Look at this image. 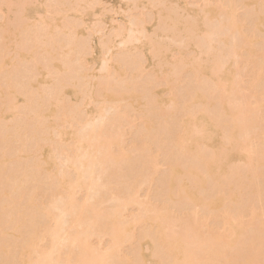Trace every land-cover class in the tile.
I'll return each instance as SVG.
<instances>
[{"label": "rangeland", "instance_id": "1", "mask_svg": "<svg viewBox=\"0 0 264 264\" xmlns=\"http://www.w3.org/2000/svg\"><path fill=\"white\" fill-rule=\"evenodd\" d=\"M129 1L137 2L138 0ZM245 1L246 0H184L187 10H191L193 13L208 15L205 23L207 24L206 26H208L206 28L208 30V34H205V38V35H201L200 32H192L190 38V36L187 37L186 33L182 32L178 35L165 39L172 47V56H170L171 59L166 63V65H164L165 71L158 75H154L151 73L150 69H146L144 67V64L143 67H141V73L139 72V75L142 74V78L135 79L133 81V83L139 84L137 92L141 94V98L137 101L138 109H129L128 101L117 102L118 104L111 101L104 106L103 111L106 112V115L104 112L103 114L105 117L100 116L99 118L88 119L87 114L89 108L85 104L80 107L79 112L77 111L78 116L75 118L72 114L66 112L61 119L56 120L54 125L50 127L53 140L47 142L41 141L39 143V149L37 150L25 152L21 150L12 153L4 150V144L0 142V162H2L0 163V166L4 171H8V169L11 171L15 170L18 168V165L25 166L27 167L26 169H28L31 165L38 161L41 150H44L45 148H53L54 153L53 160L49 161V166L43 165L44 162L42 163L43 167L39 169L41 176L39 182L35 184L30 182L28 186L24 188V192L26 194L33 188L31 195L34 196L29 201H24L22 203L24 204V214L22 215V219L14 220L10 222L11 224L5 225L2 220L3 218L0 217V253H2L0 256V264H25V261L30 259V261L33 260L32 262H39L44 259L46 251L50 252L52 249H55L57 253L54 258L55 260L57 257H61L58 258L59 261L61 259V261H63L60 263L69 264L68 261L70 260V264H80L81 261L79 258L81 255L79 254L81 253L79 250L81 251V247L77 248L76 246H81V244L79 245L78 242L74 243L73 241V235L76 231L80 232V230L81 233H88L86 234L88 237L85 236L84 233L82 234V237L84 236L83 239L88 238L87 240H89L88 244L90 245V249L92 248V250L97 251L99 255L102 256L105 254L108 255V252L109 254L114 253L110 254L111 257H109L110 255H106V257L110 259H107L108 264H146L150 260L148 257H152L154 260H157L158 258L160 261L162 257L165 258L167 255L165 253L166 251L161 248L164 243L169 245L168 251L173 252L168 237L175 235L184 236L185 240L191 246L192 244L194 245L195 248L192 249L193 246L191 247V250H193L192 252L195 250V254L193 253V255H196L193 264H264V73L261 76L262 68L264 72V62L262 59L264 54V0H250L253 7H246ZM106 3L112 5L115 4V0H106L105 4ZM109 4L108 6H110ZM255 7L259 8L256 9ZM220 10H222L223 13L218 14ZM227 10H231V13H233L235 18L238 20V28L235 29L234 32H231L232 30H230V28H226L231 18V16L227 13ZM256 11L259 12V14L257 13L259 16L255 15ZM170 13L173 17L172 14L177 13L176 9H174V13L173 10ZM47 15L53 16L54 10L50 9ZM155 15L156 14L153 12L152 8L137 7L125 13V21L129 22V26L132 28L133 25L138 23H154V21H156L154 18ZM260 15L263 17L259 27L257 24L259 18L256 19V17H261ZM176 17L178 19L179 13L176 14ZM188 17L189 16H186L184 19H188L187 21H189V18L192 19V17ZM171 19L173 20L174 18H170V20ZM177 19L174 20L176 21ZM103 20H105V18H103ZM192 20H190L191 24H194L195 20ZM126 22L124 23L126 24ZM188 23L190 22H187V24ZM125 24L122 23V26ZM106 25L108 27L110 26L109 23H106ZM157 29L158 27L148 34L145 33V35L147 34L146 36L156 43L162 41L161 44L159 43L160 45L157 43L159 46H162L164 39H161L160 37L157 38ZM164 29L165 32L168 30L166 28H163V30ZM224 36H226L225 39ZM189 39H191V42L188 41ZM192 39L194 41H192ZM207 39L209 41L211 40L210 44L208 43L209 41L207 42ZM192 42H194V45L198 46L200 49V51L198 48L195 50L199 51L200 55L203 52L205 54L207 53L208 56L204 55V57H208L210 59L212 58L211 56L214 57L215 55L216 57H214V61L216 63L221 61V64L223 63L226 67V64H229V62H234L232 66L235 69V87L230 100L233 101L231 104H234V108L238 110L242 107H246L247 109L249 108L247 111H250V113L252 112L251 116L257 118L253 127H251L253 124L251 123L253 122V118L249 119L250 128L247 129L245 133L241 134L240 137L241 141H246L244 144L247 149V155L250 156V163H254L256 166L251 172H249L248 167L244 166L246 163H243V168H240V170L238 169L237 172L234 170L237 161H229L230 163L228 164L227 169L223 171L222 177L220 176L221 179L224 178L223 180L225 182L223 180V182L221 180L220 181L222 182L221 186L225 189H222L221 186L217 191L216 189H213V184L216 182L208 180L210 176H207L208 179L206 178V187L201 184H197L194 180L189 181V187L191 194L194 197V201L188 198L185 199L184 197H182L184 200L177 198L180 201H177V199L174 201V199L169 196L174 195L177 197L179 184L181 182V178L183 177L178 176L176 179H173L175 184L171 187V172L169 173L171 166L183 165L186 167L189 166V163L195 164L196 159L193 156V158L191 157V159H195L193 160V163L189 157H186V155L184 157L183 153L181 154L183 156H178L181 152L176 150L177 147H175L176 145L172 142V140L174 141L177 138L175 135L179 132L178 127L181 126V121L186 115H188V113L190 115L191 113L193 114V112H198L201 109L206 108L202 103H196L188 110H186L187 108L185 107L187 102L192 104V97L193 94H195L193 91L197 88V86H199L192 75L194 72L185 66L182 59V56L191 59V57L193 58L196 54H198V52L196 53L193 50L190 51L188 45ZM211 42L214 43L211 45ZM11 45L12 44H7L6 47V50H8L9 53L7 54V52H4L2 55L9 57L12 50H14ZM214 45L217 48L216 51V48L214 49ZM122 47L125 48L123 45L120 48ZM209 47L213 48L210 50H213L215 54L208 52ZM235 50L238 51L239 54ZM234 51L239 56H234ZM136 53L137 55L139 54V52H135V54ZM137 58H140V56ZM121 63L122 65L120 66V70L123 71V77L120 78L122 75L119 72L116 76L110 78L109 87H111V91L115 90L114 87L116 88L114 85L116 80L128 79V72H124L123 69V65H125V63L122 60ZM223 64L222 66H224ZM27 65L29 66V64ZM9 69L10 65L3 64L2 61L0 62V107L3 105L9 91L6 83L8 81L13 82L12 77L9 75ZM93 69L94 65L85 61V68L83 70L91 72ZM172 72H174V78L172 80V86H169L170 84L167 81V74L172 75ZM16 78L17 77H15V79ZM143 80L150 81L152 84L142 85ZM205 83L206 80L204 81V85ZM210 85L208 84L205 89L208 90ZM155 87L160 89L162 94L155 96ZM172 87H174V90ZM206 92L205 94L208 95V91ZM102 93L103 88H100L97 96L100 97ZM150 96H153L157 101L154 99L155 106L151 105V107L148 108L149 101H147V98ZM173 98L174 101H172ZM201 104L204 107H201ZM23 105L24 102L15 104L16 109L19 111L14 113V116L18 119V121H22L25 118L24 114L19 109ZM215 105H218V107ZM92 106H95L93 100ZM207 108L208 110L206 111L208 112L207 114H209L208 116L211 115V118L218 117L217 115L219 114H217V112L219 111V104H214V106H209ZM8 111L9 110L7 109L6 112L8 113ZM5 114L0 116V118L4 119ZM213 114L215 115L213 116ZM224 118L225 117H223V120ZM223 120L220 118V128L225 126L224 124L226 121L222 122ZM225 120H227V117ZM32 122L35 123L34 120ZM92 127H96L95 130L97 129V132L98 130L103 129V132L107 131L112 134V149L114 158L103 168L101 167V164L97 163L95 165L96 167L94 166V168L97 169H93L92 173L89 172L87 175L86 173H83V170L79 169V166L73 167V163H69L78 157L77 154L80 156L82 153L79 149L80 145L78 143L79 141H77L78 139H74L71 142L67 141L68 144L70 143L68 145L65 142L66 139L61 136V130L67 129L73 131L74 129L75 131H78L79 136H82L86 129L85 134L89 133L91 129L93 130ZM226 129H224V133L226 132ZM60 144H63L64 147H62V145L60 146ZM13 147L15 148V145H13ZM77 150H79L80 153L76 152ZM191 150V148H186V152H188V154H192ZM71 155L76 158H73ZM69 156L72 157V161H69ZM257 156L261 158L260 161H262V163L257 161ZM187 160L190 162L186 164V162H188ZM69 164L73 168L69 167ZM16 165L17 167L15 168ZM75 167L78 168L76 169ZM79 172L81 174L83 173V184L85 185L86 182L87 185L89 184L87 187L80 184V187L77 186L78 188L76 187V191L74 190L73 192L75 193V195L73 194L76 197L75 200H77L76 207H80V210H82L84 209L83 204H85V206H88H86L84 210L88 209V207L90 209L83 212L84 215H88L87 218H90H88V221H85L87 219L86 217L84 218V215H82L84 225L82 222L77 223L75 221L81 211L79 208L76 209L75 206L70 207L68 204L69 192L62 188H55L52 185L54 183L56 184V181L62 179L65 175V177L69 178L71 181H78L77 175H79ZM92 176H94V178ZM211 181L213 183H211ZM230 182L234 187L233 189L228 188ZM223 184H225V186ZM102 185L105 187L102 188ZM207 185L209 187H207ZM226 186L228 187L226 188ZM214 188L216 187L214 186ZM239 188L241 191L244 190L242 192L243 194L239 191ZM208 190H211V195L214 193V196H223L217 202L216 208H214L215 210L210 209L212 207H208L209 205H206V207V203L203 204L202 202H198L196 200V197H199L202 193L203 197L209 196V199L210 197L213 198V195L212 197L208 194ZM5 191L6 190L0 191V203H2L1 201H3V199L8 198V196L4 195ZM239 192L243 195V197L240 196V194L238 195ZM232 196H235L234 199ZM64 205L71 208L70 211H72L73 208V211L78 213L76 210H79L77 215L73 211V214L71 213L73 216L76 215L75 220L72 219L74 217L70 215L69 212H65ZM90 206H93L96 210L99 209L101 212L98 220H96L97 218L92 212L94 209L92 208L93 210H91ZM95 206L97 207L95 208ZM119 206H121V208H118ZM116 207L118 208V211L115 210ZM48 208L50 211H53V213L55 212L58 214L56 216V220L59 216L60 219L57 221L51 220L47 223L43 222L46 217H44V219L39 218V215L40 217H43L45 215L43 212L46 213ZM119 210L121 212L120 215L117 214ZM34 211H37V213ZM29 213H32V216ZM231 213L240 214L237 216L234 214V216L238 218L235 223L233 220L231 221ZM33 214H38V216H34ZM113 215L117 218L115 217L116 219H114V217H112ZM68 216L71 218H66ZM30 217H38V219H40L37 221L38 227L36 234L30 240L31 247H25L22 251L23 253H19L20 256H18V259L11 262L9 260V256L4 252L11 250V255L14 254L13 251L15 250L16 244L19 243L18 241H21V239L15 235L20 232L25 237L27 236L28 228L31 226L27 227L28 225L26 222L31 220ZM38 219L36 218V220ZM61 219L62 222L65 223V227H63L64 224L61 222ZM150 219L152 221H150ZM116 220L120 226L121 224L123 227L128 226L127 232L124 233V235H121L118 239H115V242L119 240V245L114 242L112 233L115 228L113 223ZM58 221H60V223L57 224ZM19 222H22L23 225L20 226ZM29 223L31 224V222ZM57 225H62V231ZM73 225L75 226L72 227ZM82 226L85 227L83 228ZM234 226H237V228L240 226V236H233ZM46 227L48 228V232L46 231L47 233L45 232ZM71 227L75 230L71 231ZM88 227L90 229H87ZM148 229L154 234L149 232ZM88 230H90V232ZM145 231H148V233H145ZM51 232L52 234H50ZM69 233H71V237L68 235L70 238H67L66 236ZM58 234H60L61 237H58ZM147 234H150L152 239L150 240L149 236L148 243L146 240L147 237L145 236ZM62 239L65 240L61 241ZM69 240L73 242V245ZM66 241L70 242L71 245ZM56 242L59 244L62 243L63 248ZM63 242H66V244ZM142 242H146V244H148L145 247L146 249L142 246L145 245L142 244ZM149 243H151V245H149ZM52 244H55L54 246L58 245L61 248L60 251L63 249V252L59 251V247L54 248L53 246L52 248ZM142 248L145 250H142ZM140 250H142V252ZM144 251L146 252L144 253ZM161 251H164L162 252L164 255ZM59 252L62 255L59 254ZM143 254L144 258L149 259L148 261L142 258ZM166 258L168 259L164 260L168 263L171 260L169 259V254ZM164 260L162 259V261ZM55 263L56 262H52L51 264ZM163 264L165 263L163 262ZM173 264H175V262Z\"/></svg>", "mask_w": 264, "mask_h": 264}, {"label": "bare ground", "instance_id": "2", "mask_svg": "<svg viewBox=\"0 0 264 264\" xmlns=\"http://www.w3.org/2000/svg\"><path fill=\"white\" fill-rule=\"evenodd\" d=\"M105 1L106 0H0V62L2 61L3 64L10 65L9 75L13 80V82L8 81L6 83L9 91L6 95L5 101L3 102V107H0V116H3L6 113L4 119L0 118V142L4 144V150L13 153L21 150L25 152L39 149V143L41 141L47 142L53 140L50 127L54 125L56 120L61 119V117L66 112H69V114H72L75 118L76 116H78L77 113L79 112L80 107L85 104L89 108L87 114L88 119L99 118L100 116L105 117L106 112L103 111L104 106L111 101H113V103L115 102L116 104H118L117 102L128 101L129 109H138L137 101H139V99L141 98V94L137 92L139 84L133 83V81L135 79L142 78V74L139 75V72L141 73V67H143L144 64V67L146 69H150L151 73L154 75H158L161 72L165 71L164 65H166V63L170 61V56H172V47L170 44H168V41L166 42L165 39L178 35L182 32L186 33L187 37L192 35V32H200L201 35L208 34V30L206 29L208 26H206L207 24H205L208 15L193 13V11L187 10L184 0H138L137 2L129 0H115V4L112 5H110V1V4H105ZM108 4L110 6H108ZM245 5L246 7H253V4L250 0H246ZM137 7L152 8L153 12L156 14L154 17L156 21L150 24L138 23L136 25H133V27L131 28L129 26L130 23L125 21V13ZM255 8L257 9L259 7ZM50 9L54 10L53 16L47 15ZM174 9H176L177 13H174ZM172 10L175 14H172L173 17L170 13ZM257 11L255 15L259 16V12ZM178 13L179 17L177 19L176 14ZM221 13H223L222 10H220L218 14ZM227 13L231 16V18L226 28H230V30H232L231 32H234L235 29L238 28V20L237 18H235L233 13H231V10H227ZM186 16L192 17V19L195 20V25L193 23L191 24V18L188 17L189 21H187L188 19H184V17ZM262 17L263 16L256 17V19L259 18L257 22L259 27L260 22H262ZM103 18H105V20H103ZM170 18L177 19V22L174 19V21L172 19L170 20ZM124 22H126V24ZM187 22L190 23L187 24ZM106 23H109L110 26L108 27ZM122 23L125 25L122 26ZM157 27V38L160 37L161 39H164L162 46H159L162 41L157 42L158 44L160 43L158 45L156 42L150 40V38L146 36ZM163 28H166L168 30L165 32V29L163 30ZM145 33L147 34L145 35ZM225 37L226 36H224V39ZM188 41L191 42V39H189ZM192 41L194 40L192 39ZM208 41L209 40L207 39V42ZM210 41L208 42L209 44ZM212 43L214 42H211V45ZM7 44H12L11 46L14 49L12 50L9 57H5L4 55H2V53L4 52H7V54L9 53V51L6 50ZM122 45L125 46V48H120ZM188 46L190 48V51H195L197 50L196 48H198V46L194 45V42H192ZM215 48L216 46L214 47V49ZM210 49L213 48L209 47L208 52H211V54L214 53V51ZM198 50L200 51L199 48ZM216 50L217 48L215 49V51ZM199 51H195L196 53L198 52V54H196V56L193 58L191 57V59L182 56L185 66L192 72H194L192 75L194 76V80H196L197 85H199L193 91V93L195 94L192 93V104L187 102V104H185V107L187 108L186 110H188L193 107L194 104L202 103L206 108H203L198 112H193V114L191 113L192 115H189L188 113V115H186L181 121V126L178 127L179 132L175 135L177 136V138H173L175 139L174 141L172 140V142L176 145L175 147H177L176 150H179L178 152H181L180 154H178V156L183 153L184 157L186 155V157H189V159L192 160L193 163V160L196 159L195 164L189 163L190 161L187 160L188 162H186V164L189 163V166L186 167L183 165L171 166V170L169 171V173L171 172V176L169 175L171 177V187L173 186V184H175V181L173 179H176L178 176L183 177L181 178V182L179 184L177 197H175L174 195L169 196L174 199V201L177 198L182 200V197L194 201V197L190 191L189 181L194 180L197 184L205 186L208 179L207 176H210L208 180H213L216 182L213 184L216 188H214L213 186V189H216L217 191L224 181V178L221 179V177L223 171L227 169L228 164L230 163L229 161H237L234 167V170H236L237 172L238 169L240 170V168H243V163H246L244 164V166L248 167L249 172H251L256 166L254 163H250V156L247 155V149L244 144L246 141H241L240 137L241 134L245 133V131L250 128L249 119L253 118V122H251L253 123L251 127H253L257 118L251 116L252 112L250 113V111H247L249 108L247 109L246 107H242L239 108V110L234 108V104H231L233 101L230 100V98L232 97L231 94H233L235 87V69L232 66L234 62H229V64H226L225 67L223 63L222 64L224 66H222L221 61H219L220 63H216L214 61V57H216L215 55L214 57L210 55L212 57L210 59L208 57H204V55H207V53L205 54L203 52L202 56V54H199ZM135 52H139V54L137 55V53L135 54ZM236 52L238 53V51ZM236 52L234 56H239V53L236 54ZM139 56L140 58H137ZM262 59L264 62V54ZM121 60L125 63V65H123V69L124 72H128V79L116 80L114 83L116 88L114 87L115 90L111 91V87H109L111 80L110 78L116 76L119 72L122 75L120 78L123 77V71L120 70V66L122 65ZM85 61H88L89 63L94 65V69L91 72H86L85 70H83L85 68ZM27 64H29V66ZM172 73V75L167 74V81L170 84L169 86H172V80L174 78V72ZM263 73L264 72L262 68L261 76L263 75ZM15 77L17 78L15 79ZM205 80L207 85H210L211 83V87L209 86L208 90L205 89V87L207 86L206 83V86L204 85ZM145 84L151 85L152 83L150 81L143 80L142 85ZM100 88H103V93L100 97H98L97 93L99 92ZM172 89L174 90V87H172ZM206 91H208V95L205 94ZM158 94H162L161 90L155 87L154 95L157 96ZM215 96H217L219 100ZM154 99L155 98L153 96L147 98V101H149V105L146 103L145 104L148 105V108L151 107V105L155 106L156 99ZM92 100L94 101L95 106H92ZM172 101H174V98L172 99ZM19 102H24V105L19 108L25 116L22 121H18V119L14 116V113L19 111L16 109L15 104ZM202 104L201 107L203 106ZM214 104H219V111L217 112V114L219 115L215 113L218 116L217 118L213 117L215 119L211 118V115L208 116L209 114H207L208 112L206 111L208 110L207 107H212L214 106ZM216 107H218V105ZM7 109L9 110L8 113L6 112ZM103 112L105 113V115L103 114ZM215 114H213V116ZM223 117H227L228 122L227 120H225V118L223 120ZM220 118H222V122L226 121L224 124L225 126L221 127L222 129L228 128L226 129L225 133L223 132L224 129L222 130L220 128ZM31 120H34L35 123H33ZM95 128L96 127H94L93 130L89 129L90 132L86 134L85 132L87 129L85 130V132L83 131L85 134H83L84 136H79L78 131H75L74 129L73 131L67 129L61 130V136L62 138L66 139L65 142L67 144V141L71 142L74 139H78L77 141H79L78 143L80 145L79 149L80 151H82V153L80 156L79 154L74 153L77 154V158L71 155L73 158H76L73 161L72 157L69 156V161H72L69 163H73V167L79 166V169L83 170L84 172H82L84 174H87L89 172L92 173L93 169H97L94 168L97 163L101 164L102 168L107 166L108 163L114 158L112 149V134L107 131L103 132V129H100L97 132V129L95 130ZM13 145H15V148L13 147ZM61 145L62 147H64L63 144H60V146ZM186 148H191L192 154H188V152H186ZM80 151L77 150L76 152L80 153ZM53 154V148H45L44 150H41L38 161L35 164L31 165L28 169H26L27 167L22 165H18V168H16V165L15 170L11 171L10 169H8V171H4L0 166V191L6 190L4 192V195L8 196L7 199H3V201H1L2 203H0V217L3 218L2 220L5 225L11 224L10 222L14 220L22 219V215L24 214V204L22 203L24 201H29L34 196L31 195L33 188L27 194L24 192V188H26V186H28L30 182L34 184L39 182L41 178L39 169L43 167V165H50L49 161L53 160ZM192 156L195 159H191ZM260 159L261 158L257 156V161H259V163H262ZM43 162L44 164L42 165ZM72 166L69 164V167ZM75 168L77 169L78 167ZM80 172V176L77 175L78 181H71L69 178L65 177V175L62 177V179L56 181V184H52L55 188H62L69 192L68 204L70 205V207L77 206V200H75L76 197L74 196L75 193L73 192L74 190L76 191V189L78 188L77 186L80 187V184L84 183V178L82 176L83 173L81 174ZM94 176L92 177L94 178ZM220 180L223 181L221 182ZM86 183L85 185L83 184V186L87 187L89 185H87ZM211 183L213 182L211 181ZM223 185L225 186V184ZM102 186V188L105 187L104 185ZM228 186H226V188H234L231 182ZM207 187L209 186L207 185ZM221 187L222 189H225L223 186ZM239 191H241L240 188ZM243 191L244 190H242L241 193ZM209 192L208 194L211 195L212 192ZM241 193L239 192L238 195L240 194V196L243 197V193ZM201 195L199 197H196V200L198 202H202L203 204L206 203L205 206L209 205L208 207H212L210 209L216 208L217 202L223 197H219V195H213V197L211 195L213 198L210 197L209 199V196H206L208 198L207 199L206 197H203V195ZM234 197L235 196H232L233 199ZM179 199H177V201ZM83 205L84 209L86 206H88H85V204ZM93 206H90L91 210L94 209ZM64 207L66 213L69 212L70 215L73 214V208L72 211H70L71 208L66 207L65 205ZM96 207L97 206H95V208ZM78 208L79 210L81 209L80 207ZM78 208L76 207V209ZM118 208H121V206H119ZM118 208L116 207L115 210L118 211ZM48 209L46 210V213L43 212V214H45L44 216L42 214L43 217H40L39 215V218L44 219V217H46L44 221L41 219L43 222L47 223L51 220L57 221L60 219L59 216L56 220V216L58 214H56L55 212L53 213V211H50V209ZM84 209L80 210V213L79 210H76L79 213L77 220H75V216L78 213L73 211L76 215H72L74 217L72 219L77 223H83V212L86 210H90L89 207L86 210ZM34 212L37 213V211ZM92 212L97 218L95 219L98 220L101 215L99 209H94ZM238 213L230 214L231 221L233 220L234 223L238 220V218L236 217L237 215H240ZM117 214H121L120 210ZM234 214L236 216H234ZM30 215L32 216V213ZM34 216H38V214ZM87 216V214L84 215V218L86 217L87 219L85 221H88L89 217L87 218ZM112 217H114V215ZM115 217L114 219L117 218ZM32 218L30 217L32 221L29 220L31 224L28 221L26 222V224L28 225L27 227L31 226L30 228H28L27 236L25 237L20 232L15 235L19 239H21V241H18L19 243L16 244L15 250L13 251L14 254L11 255V250H7L4 252L9 256V260L11 262H14L15 259H18V256L23 253L22 251L25 247H31L30 240L36 234V230L38 227L37 221L40 220L38 219V217ZM36 218L38 220H36ZM66 218L71 217L68 216ZM150 221L152 220L150 219ZM58 223H60V221H58L57 224ZM62 223L64 224L63 227H65V223ZM19 224L20 226L23 225L22 222H19ZM57 226L60 227L61 230L62 227L59 225ZM74 226L75 225H73L72 227ZM113 226H115V228L113 229V232H111L113 233V240L115 242V239H118L121 235H124V233L127 232L128 226L123 227L122 224L120 226L117 220L113 223ZM82 227L84 228L85 226ZM46 228L45 232H48V228ZM87 229L90 228L88 227ZM73 230L75 229L72 228L71 231ZM88 231L90 232V230ZM148 231H145V233H148ZM83 233H81V230L80 232L76 231L75 234L73 233L74 243L78 242L79 245L81 244V246H76L77 248L81 247L82 251L81 252L79 250V252L81 253L79 255H81V257L79 258L78 256L81 261L80 262L78 260L80 264H108V260L110 259L106 257L107 254L102 256L99 255L97 251L92 250V248L90 249V245L88 244L89 240H87L88 238L83 239ZM50 234H52V232ZM70 234L71 233L67 234L66 237L68 238V235ZM86 234L88 233H84L85 236H87ZM152 234L154 233L152 232ZM240 235V226H238V228L237 226H234L233 236ZM59 236L61 237L60 234H58V237ZM145 236L147 237L146 240L148 243L150 234H147ZM63 240L65 239H62L61 241ZM150 240H152L151 236ZM168 240L171 243L170 246L172 247L173 252L168 251L169 245H167V243H164L161 248L162 250L166 251L165 253L167 255L165 256V258L162 257L163 260L168 259L166 257L169 254V259L172 260H167L170 262H168L169 264H171V262L172 264L174 262L175 264H193L196 258V255H193V253L195 254V250L194 252H192L193 250H191L192 246V249L195 248L193 244L191 246L185 240L184 236L181 235H175L172 237L169 236ZM69 241L72 242L71 240ZM118 241H116L115 243L118 244ZM66 242L70 244V242ZM66 242L63 243L66 244ZM142 244H145L142 245L144 248L146 247V245H148L146 244V242H142ZM54 245L52 244V248ZM59 245H61L63 248L62 243ZM149 245H151V243H149ZM55 247L59 246L56 245L54 246V248ZM60 249L61 248L59 247V251ZM145 249L142 248V250ZM142 250L140 251L142 252ZM61 251L63 252V249ZM164 251H161V253ZM60 252L59 254H61ZM145 252L146 251H144V253ZM1 254L2 253H0V256ZM110 254L108 252L107 256H109ZM56 255L57 253L55 249H52L50 252L46 251L44 259L42 261L37 260L39 262H32L33 260L30 261V259L25 261V264H51L52 262L62 264L60 263L63 262L61 261L62 259L60 261L58 259L61 257H57L56 260L54 259ZM143 256L144 254L142 255V258H144ZM109 257H111V255ZM148 258L150 260L144 258L147 261L149 260L148 263L145 262L146 264H149V262L150 264H163V262L165 264H168L167 262H165V260L162 261V259L159 261V259L157 258V261L152 257ZM69 261L68 263L70 264Z\"/></svg>", "mask_w": 264, "mask_h": 264}]
</instances>
